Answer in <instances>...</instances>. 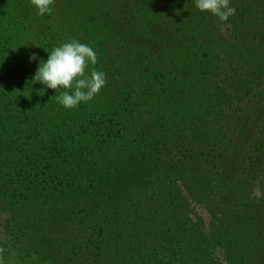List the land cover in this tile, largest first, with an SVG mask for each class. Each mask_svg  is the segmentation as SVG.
Wrapping results in <instances>:
<instances>
[{
    "label": "trees",
    "instance_id": "16d2710c",
    "mask_svg": "<svg viewBox=\"0 0 264 264\" xmlns=\"http://www.w3.org/2000/svg\"><path fill=\"white\" fill-rule=\"evenodd\" d=\"M259 5L230 0L221 22L195 0H55L44 15L0 0V203L23 250L90 245L43 264H264ZM73 39L107 83L69 109L66 89L33 77Z\"/></svg>",
    "mask_w": 264,
    "mask_h": 264
},
{
    "label": "clouds",
    "instance_id": "9594fccd",
    "mask_svg": "<svg viewBox=\"0 0 264 264\" xmlns=\"http://www.w3.org/2000/svg\"><path fill=\"white\" fill-rule=\"evenodd\" d=\"M31 3L44 15L53 12L55 0H31ZM195 6L200 11L211 12L221 22L228 21L236 12L230 0H195ZM36 59L35 53L29 57L30 61ZM97 61V53L91 46L73 39L55 47L47 61H41L33 81L42 83L45 88L66 89L57 101L65 108H75L81 102L92 100L107 83L106 73L95 67L88 74L89 65L94 66ZM4 252L5 248L0 246V264H5Z\"/></svg>",
    "mask_w": 264,
    "mask_h": 264
},
{
    "label": "rangeland",
    "instance_id": "374dc122",
    "mask_svg": "<svg viewBox=\"0 0 264 264\" xmlns=\"http://www.w3.org/2000/svg\"><path fill=\"white\" fill-rule=\"evenodd\" d=\"M258 2L260 3V5H259L260 7L257 8V12L259 14L261 13L264 17V0H258ZM262 21H264V19H262ZM260 25H262V24L259 23L258 26H260ZM261 27H264V26H261ZM258 77H260V76H258ZM261 77H263V76H261ZM248 78H250V77H248ZM253 79H254V77L250 78L249 80L247 79L249 84H251V86L249 87L251 90H252V88L256 89V87H257L256 82H253ZM262 89L264 90L263 86H262ZM243 95H245L247 97V99H245V100H249L248 97H250V93H248L247 90H245V92H243ZM259 95H260V97H257L255 99L256 101L253 102V104H256L255 105L256 107L254 108V110L252 112V115L254 118H256V117L258 118V116L260 114H264V92H263V94L260 93ZM262 117H264V115ZM226 121H227V119L224 117L222 119L221 124L223 126H227ZM256 129L260 130L261 128L256 126ZM256 129L254 130L255 131L254 135H252L253 136L252 140H256L257 138L260 137V134H258ZM225 131H227V130H225ZM232 133L233 132H229L228 135L232 136L233 135ZM239 140L240 139H235L234 143L237 144L239 142ZM228 144L230 145V143H228ZM229 148H232V147L230 146ZM245 152H246V150H245ZM254 190L256 192L257 187H255ZM1 203L4 204V202H2V201H1ZM1 203H0V246L5 248V252L3 254L4 259H5V264H43L42 260H39L38 254L45 253L47 249H51V250L54 249L55 251L64 250V252L68 253V254L71 253L72 248H73V252L75 254H78L80 250H83V249L88 250L89 249V248H87V246L90 247L89 244H56L55 247H51L48 244H35V246L39 249L38 252H36L34 250H28V249L23 250L21 248V246L24 244H20V241H18L19 237L16 236L15 233L13 234V237H12L7 232V227H10L9 221L11 222V218H10V214L5 209V207L1 206ZM71 223H72V220L69 219V224L71 225ZM71 228H73V227H71ZM86 228L89 229L88 226ZM71 231H73V230L71 229ZM259 244H264V241L259 243Z\"/></svg>",
    "mask_w": 264,
    "mask_h": 264
}]
</instances>
